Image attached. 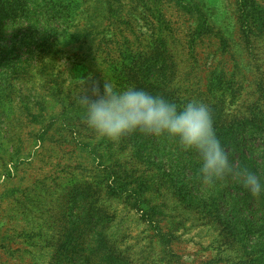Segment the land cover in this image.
Instances as JSON below:
<instances>
[{
	"label": "rangeland",
	"instance_id": "374dc122",
	"mask_svg": "<svg viewBox=\"0 0 264 264\" xmlns=\"http://www.w3.org/2000/svg\"><path fill=\"white\" fill-rule=\"evenodd\" d=\"M105 82L207 103L264 168V0H0V264H264V194L175 140L99 138L79 101Z\"/></svg>",
	"mask_w": 264,
	"mask_h": 264
},
{
	"label": "clouds",
	"instance_id": "9594fccd",
	"mask_svg": "<svg viewBox=\"0 0 264 264\" xmlns=\"http://www.w3.org/2000/svg\"><path fill=\"white\" fill-rule=\"evenodd\" d=\"M83 120L102 139L118 142L139 133L175 140L185 152L198 157L197 175L217 182L238 179L253 196L264 194V182L246 167L237 168L214 127L210 106L198 99L177 105L135 86L117 88L105 82L79 101Z\"/></svg>",
	"mask_w": 264,
	"mask_h": 264
},
{
	"label": "trees",
	"instance_id": "16d2710c",
	"mask_svg": "<svg viewBox=\"0 0 264 264\" xmlns=\"http://www.w3.org/2000/svg\"><path fill=\"white\" fill-rule=\"evenodd\" d=\"M263 146V150H264V145H262ZM263 154V157H261V159H262V161H264V152L262 153ZM244 160H246V159H244ZM253 160V159H252ZM252 160L250 161V163L249 164H251V162H252ZM253 172L255 173V174H259L260 175V173L262 174V178H264V168L263 169H258V172L255 170V169H253ZM256 248V247H255ZM259 252V250L256 252V253H258Z\"/></svg>",
	"mask_w": 264,
	"mask_h": 264
}]
</instances>
